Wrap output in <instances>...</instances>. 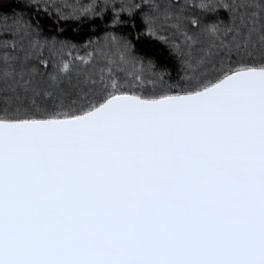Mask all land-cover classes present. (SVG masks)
<instances>
[{
  "label": "snow or ice",
  "instance_id": "1",
  "mask_svg": "<svg viewBox=\"0 0 264 264\" xmlns=\"http://www.w3.org/2000/svg\"><path fill=\"white\" fill-rule=\"evenodd\" d=\"M199 7L225 17L190 32L179 0L164 7L181 43L145 16L200 70L159 91L139 71L117 78L142 63L126 40L111 38L99 69L76 57V83L71 60L25 47L29 25L11 50L0 42V264H264V0Z\"/></svg>",
  "mask_w": 264,
  "mask_h": 264
},
{
  "label": "trees",
  "instance_id": "2",
  "mask_svg": "<svg viewBox=\"0 0 264 264\" xmlns=\"http://www.w3.org/2000/svg\"><path fill=\"white\" fill-rule=\"evenodd\" d=\"M176 2L177 0H0V42L7 41L11 50V44L18 40V22L21 26L29 25V36L23 41L25 47L29 40L38 41L43 46V58L49 60L50 64L60 59L71 60L74 66L72 80L76 83L77 79H83V76L76 75V69L83 67L76 57H87L91 52L97 69L104 67L106 60L100 52H114L111 38L116 37L118 40L128 41L131 45L129 55L142 62L135 68L127 66L124 72H117L116 76L121 82L136 83L128 74L139 71L143 76L141 87L147 92H152L154 88L159 91L169 85L173 88L186 86L188 78L197 77L200 70L193 72L188 69L185 59L175 54L169 44L150 37L145 23V16L152 15L156 19L160 35L170 42L181 43L179 35L168 27L162 15L166 6H172L173 11L178 10ZM200 3L201 0H179V5L184 8L183 16L186 17L184 23L190 32L195 31L189 23L191 19L207 23L225 17L223 10L207 12L199 7ZM137 4L140 5L139 9L133 7ZM153 5L159 6V13L153 12ZM89 6L93 7V13H84L83 10ZM206 44L207 40L201 37V43L193 47V56H198L199 48ZM149 62L154 65L151 71L147 68ZM30 63L44 73L45 70L37 59ZM51 70L50 68L49 71ZM152 72L166 73L163 81H160L158 75H152ZM79 91L78 88L72 89L73 97Z\"/></svg>",
  "mask_w": 264,
  "mask_h": 264
}]
</instances>
